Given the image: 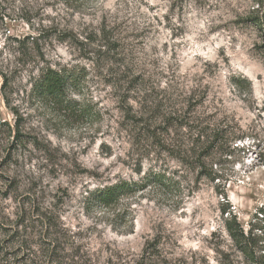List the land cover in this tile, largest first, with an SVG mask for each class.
<instances>
[{"label": "rangeland", "instance_id": "obj_1", "mask_svg": "<svg viewBox=\"0 0 264 264\" xmlns=\"http://www.w3.org/2000/svg\"><path fill=\"white\" fill-rule=\"evenodd\" d=\"M263 17L264 0H0V264H137L149 243L148 264H264ZM46 69L74 75L62 103L33 89ZM148 174L172 188L89 202Z\"/></svg>", "mask_w": 264, "mask_h": 264}, {"label": "trees", "instance_id": "obj_2", "mask_svg": "<svg viewBox=\"0 0 264 264\" xmlns=\"http://www.w3.org/2000/svg\"><path fill=\"white\" fill-rule=\"evenodd\" d=\"M263 19L264 17L257 19V26L264 25ZM74 79V75L70 72L46 69L37 78L33 89L39 97L51 98L62 103L64 101L68 85L72 83ZM212 178L218 179L219 176L216 177V175H213ZM153 184L159 185L166 190H170L173 185L170 183V179H166L160 174H148L140 182H127L120 180L113 184L97 188L89 194V202L93 206L109 208L117 205L122 198L143 192ZM223 213L227 214V211L224 209ZM260 215L262 216V214ZM226 228L232 239L239 244V246H242L243 240L248 239L239 229L234 216H231V220L227 221ZM156 252V245L149 243L144 247L142 252L143 254L137 264H148L153 259L154 253ZM53 260L54 258H51V261Z\"/></svg>", "mask_w": 264, "mask_h": 264}]
</instances>
